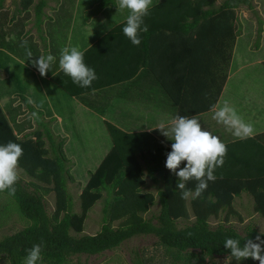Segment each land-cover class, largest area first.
I'll use <instances>...</instances> for the list:
<instances>
[{"label":"trees","instance_id":"trees-1","mask_svg":"<svg viewBox=\"0 0 264 264\" xmlns=\"http://www.w3.org/2000/svg\"><path fill=\"white\" fill-rule=\"evenodd\" d=\"M31 1L24 0V8ZM215 2L152 0L150 14L144 18L148 31L139 33V46L123 34L125 19L101 38L100 45L108 46L103 54L95 56L96 47L83 52L85 64L98 77L90 88L69 84L67 80L72 79L61 70L54 80L68 94L76 95L129 80L144 66L177 105V116L190 117L208 111L216 104L225 80L224 76L222 81L215 82V73H210L211 63L215 57L224 59L225 52L235 44V10L252 4V0H224L214 7ZM43 3L39 0L36 4L37 15ZM191 91L203 96H195ZM15 101L11 98L5 105L0 104V145L9 141L21 145L19 168L34 180L24 182L19 177L16 194L10 196L17 203L19 214L30 222L0 239V257L9 264H23L27 250L36 244L42 247L38 264H81V255L113 250L133 236L147 234L157 238V243L171 256V264H203L206 257L229 256L224 248L227 238L238 239L241 246L258 235L264 239V233L252 225H247L244 233L230 225L232 217L243 219L234 207V199L243 193L251 196L254 212L264 218V130L243 140L228 132V139L223 141L227 155L223 166L214 171L215 181H209L199 195L195 193L196 181L186 182L192 195L184 200L177 188L178 178L165 167L166 153L171 147L153 133L126 132L105 122L111 145L100 162L91 171L80 170L78 163L79 168L68 174L66 158L61 153L50 156L41 133L36 131L35 138L19 137L26 127L17 124L22 110ZM140 159L145 160L147 173L157 189L159 210L149 218L143 214L156 203V197L144 190L146 181ZM185 164L182 162L181 167ZM68 181L83 182L79 212L72 210ZM103 191L112 194L104 200L99 231L80 234L88 211L102 198ZM50 192L55 199L51 214L44 203ZM0 193L8 195L7 191ZM191 216L193 220L189 221ZM210 218L221 220L212 226ZM180 220L188 222L179 226ZM243 262L259 263L251 258ZM145 263L150 264L135 253L132 264Z\"/></svg>","mask_w":264,"mask_h":264},{"label":"crops","instance_id":"crops-1","mask_svg":"<svg viewBox=\"0 0 264 264\" xmlns=\"http://www.w3.org/2000/svg\"><path fill=\"white\" fill-rule=\"evenodd\" d=\"M223 1L216 5V0L214 7H218ZM23 2L24 0H2L0 7V104L5 105L11 98L16 99L15 105L21 104L22 114L17 117V124L26 129L19 137L35 138L36 131L41 133L49 155L61 153L66 158L68 174L78 167V163L83 164L84 171H90L91 167L85 162L91 161L89 157L94 141L92 134L83 136L81 132L84 120L87 124L92 123L89 116L96 117L105 129V122H109L126 132L153 133L171 147L173 141L161 135L160 130L155 128L161 122L167 124L176 117L178 107L148 67L141 66L129 80L76 95L68 94L54 80L60 71L59 59L63 47H77L82 52L96 47L95 56L103 54L108 46L100 45L101 38L113 26L127 18V10H118L116 0L106 1L107 3L103 0H43V7L37 15L35 6L39 0H32L27 8H24ZM249 23L247 22V27ZM247 27L240 33L239 26H236L238 32L235 44L225 52L224 59L215 57L211 63L210 73H215L216 83L225 76L216 104L227 101V84L233 74L241 71L245 65L243 61L234 62V53L239 47L241 36L247 37L248 42L250 33H247ZM25 41L26 47L32 52V59L49 54L55 57L46 76L40 75L26 55L25 47L21 46ZM9 72L12 74L9 75ZM67 82L73 83L71 80ZM191 93L203 96L196 95L194 91ZM101 97L107 100H102ZM33 113H37L39 119L33 117ZM196 116L204 130L219 137L222 142L228 139L226 128L212 118L211 110ZM64 119L71 123L66 124ZM49 123L53 125L50 127ZM46 124L48 132L44 133L43 125ZM104 150L105 154L108 148ZM140 161L146 181L144 190L152 192L156 197L155 204L159 205L156 186V192L148 188L150 186L147 187L148 179L152 185L154 183L147 173L145 160Z\"/></svg>","mask_w":264,"mask_h":264},{"label":"rangeland","instance_id":"rangeland-1","mask_svg":"<svg viewBox=\"0 0 264 264\" xmlns=\"http://www.w3.org/2000/svg\"><path fill=\"white\" fill-rule=\"evenodd\" d=\"M17 0H13L16 2ZM221 0H217L216 5ZM236 26H239L240 33L247 27V22L251 26L247 27V33L250 37L247 42V37H242L239 40V47L234 53V62L240 63L243 61L245 64L243 69L236 74H233L230 83L227 84L226 94L227 101L234 107L238 115L246 122L250 123L254 128V133L264 130V0H252L250 7L241 5L236 10ZM263 45V46H262ZM142 91L145 90L142 89ZM102 100H107L101 97ZM223 103L221 102V105ZM81 114V113H80ZM55 117V116H54ZM90 117V122L87 124L83 118L82 135L88 136L92 134L94 144L93 150L90 152L91 161L85 162L89 165L90 171L93 170L102 158L105 150L110 145V137L102 123L96 117ZM66 124L71 122L64 119ZM48 124V123H47ZM44 126V133L48 130ZM51 124L50 127L53 125ZM88 126V127H84ZM94 126V127H92ZM91 127L93 129H91ZM59 128H62L59 125ZM57 129V128H56ZM52 131V130H51ZM64 132V130H63ZM229 132V131H227ZM253 133V134H254ZM75 140V139H74ZM92 141V142H93ZM82 148V147H81ZM89 154V155H90ZM81 158H84L81 157ZM83 162V161H79ZM84 163V162H83ZM80 163V170L83 169V164ZM19 177L24 182L34 180L28 176L21 168L18 169ZM67 184V189L73 198L72 210L75 212L80 211L79 194L83 182ZM150 186V187H148ZM148 188L156 192L155 185L151 184L148 179ZM111 192L103 191V196L99 199L94 206L88 211L87 217L84 221V229L80 234H95L99 231L102 224V208L105 198L111 197ZM54 193L50 192L45 195L44 203L47 213L51 214L54 210ZM253 200L247 193L234 199V207L242 215L243 219L238 220L232 217L230 225H232L238 232L244 233L247 225L256 227L259 232L264 233V218L253 210ZM18 205L10 196L5 193H0V239L6 235L12 234L27 224L29 220L22 217L18 212ZM159 210V205H153L148 212L143 214L144 218H149L156 214ZM190 218L189 221H192ZM220 218H210L209 223L214 226L219 223ZM186 220L178 221V225L182 226L187 223ZM117 225V222H114ZM71 234L75 235L73 231ZM137 253L138 257L146 259L150 264H171L172 258L165 248L157 243V238L153 234L133 236L125 240L119 247L113 250H106L103 253L96 255H81V264H132V261ZM0 264H9L8 261L0 257ZM148 264V263H145ZM203 264H237V262L226 256L206 257ZM240 264H244L243 261ZM259 264V263H258Z\"/></svg>","mask_w":264,"mask_h":264},{"label":"clouds","instance_id":"clouds-1","mask_svg":"<svg viewBox=\"0 0 264 264\" xmlns=\"http://www.w3.org/2000/svg\"><path fill=\"white\" fill-rule=\"evenodd\" d=\"M115 4L118 10H127L129 13L122 29L123 34L134 46H139V33L148 31L144 18L150 14L152 0H116ZM26 45L27 41L21 46L25 47L26 55L32 60L33 66L41 76H46L55 57L49 54L32 59V52ZM59 68L81 88H90L93 81L98 79L95 70L85 64L84 53L77 47L61 49ZM210 110L213 112L212 118L235 138L243 140L253 136V126L246 123L228 101H224L222 105L214 104ZM32 115L39 119L37 113ZM155 129H159L161 135L173 141L171 151L166 153L165 167L178 178L177 188L181 190V199L187 200L192 195V190L186 188L188 181H196L195 193L201 194L207 189L209 181H215V169L223 166L227 155L226 144L219 137L204 130L196 115H178L167 124L161 122ZM22 155L23 149L17 143L9 141L0 145V192L7 191L9 196H15ZM182 162H186L184 167H181ZM224 248L229 251L228 259H234L237 264L249 258L264 264V239L260 235L255 240L247 239L243 246L238 239L227 238ZM41 251L40 244L28 249L23 264H38L42 260Z\"/></svg>","mask_w":264,"mask_h":264}]
</instances>
